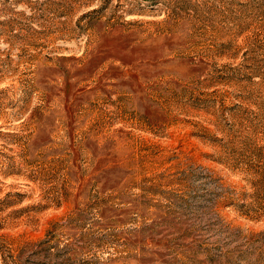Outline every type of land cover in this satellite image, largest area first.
<instances>
[{
	"label": "rangeland",
	"instance_id": "rangeland-1",
	"mask_svg": "<svg viewBox=\"0 0 264 264\" xmlns=\"http://www.w3.org/2000/svg\"><path fill=\"white\" fill-rule=\"evenodd\" d=\"M0 264H264V0H0Z\"/></svg>",
	"mask_w": 264,
	"mask_h": 264
}]
</instances>
